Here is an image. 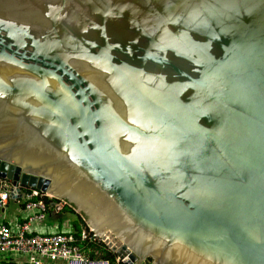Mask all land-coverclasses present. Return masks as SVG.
<instances>
[{
    "label": "water",
    "instance_id": "95a60500",
    "mask_svg": "<svg viewBox=\"0 0 264 264\" xmlns=\"http://www.w3.org/2000/svg\"><path fill=\"white\" fill-rule=\"evenodd\" d=\"M0 176L135 264H264V0H0Z\"/></svg>",
    "mask_w": 264,
    "mask_h": 264
},
{
    "label": "built area",
    "instance_id": "2783aa9c",
    "mask_svg": "<svg viewBox=\"0 0 264 264\" xmlns=\"http://www.w3.org/2000/svg\"><path fill=\"white\" fill-rule=\"evenodd\" d=\"M9 201L20 214L9 222L0 220V264H135L130 253L120 257L112 252L80 214L84 225L76 231L63 217V207L74 211L64 200L26 185L15 186L0 176V208L4 210ZM37 224L47 229L40 230ZM105 252H111L112 259L101 257Z\"/></svg>",
    "mask_w": 264,
    "mask_h": 264
},
{
    "label": "crops",
    "instance_id": "0c3cea01",
    "mask_svg": "<svg viewBox=\"0 0 264 264\" xmlns=\"http://www.w3.org/2000/svg\"><path fill=\"white\" fill-rule=\"evenodd\" d=\"M12 205H15V204L12 201H9V203L7 204L4 210L0 208V211L2 212L1 218H3V220L6 222L11 221L15 216H19L20 214L18 206H17L18 211L15 207L11 210H8L9 206H12ZM50 223H51V220H48L47 224H50ZM36 227L40 230L47 229L46 225H41V224H37Z\"/></svg>",
    "mask_w": 264,
    "mask_h": 264
},
{
    "label": "trees",
    "instance_id": "16d2710c",
    "mask_svg": "<svg viewBox=\"0 0 264 264\" xmlns=\"http://www.w3.org/2000/svg\"><path fill=\"white\" fill-rule=\"evenodd\" d=\"M65 212L75 213L70 207H63L62 213ZM72 223L76 231L80 229V226L84 225V221L81 219V217L78 214L76 215V218L72 220ZM101 257L112 259V253L105 252Z\"/></svg>",
    "mask_w": 264,
    "mask_h": 264
},
{
    "label": "rangeland",
    "instance_id": "374dc122",
    "mask_svg": "<svg viewBox=\"0 0 264 264\" xmlns=\"http://www.w3.org/2000/svg\"><path fill=\"white\" fill-rule=\"evenodd\" d=\"M14 207L17 209V206H16V205H12V206H9L8 210L13 209ZM73 209H74V208H73ZM17 211H18V209H17ZM74 211L77 212L76 209H74ZM77 214L79 215L78 212H77V213L65 212L64 215H63V217L69 219L70 221H72L73 219L76 218V215H77ZM1 215H2V212L0 211V220L3 219V218H1ZM80 215H81V214H80ZM80 215H79V216H80ZM47 219H48V218H47Z\"/></svg>",
    "mask_w": 264,
    "mask_h": 264
}]
</instances>
